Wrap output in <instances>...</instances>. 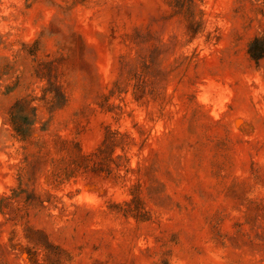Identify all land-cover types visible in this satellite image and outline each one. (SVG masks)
<instances>
[{
	"label": "rangeland",
	"instance_id": "obj_1",
	"mask_svg": "<svg viewBox=\"0 0 264 264\" xmlns=\"http://www.w3.org/2000/svg\"><path fill=\"white\" fill-rule=\"evenodd\" d=\"M0 264H264V0H0Z\"/></svg>",
	"mask_w": 264,
	"mask_h": 264
},
{
	"label": "trees",
	"instance_id": "obj_2",
	"mask_svg": "<svg viewBox=\"0 0 264 264\" xmlns=\"http://www.w3.org/2000/svg\"><path fill=\"white\" fill-rule=\"evenodd\" d=\"M256 41H258V40H256ZM251 52H252V56L254 58H258L262 54V48L253 49V51H251Z\"/></svg>",
	"mask_w": 264,
	"mask_h": 264
}]
</instances>
